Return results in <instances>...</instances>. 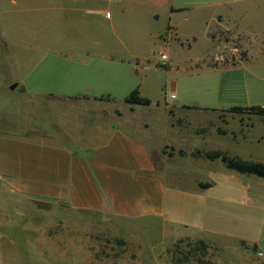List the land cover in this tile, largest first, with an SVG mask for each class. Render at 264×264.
<instances>
[{"label":"crops","instance_id":"0c3cea01","mask_svg":"<svg viewBox=\"0 0 264 264\" xmlns=\"http://www.w3.org/2000/svg\"><path fill=\"white\" fill-rule=\"evenodd\" d=\"M188 25L196 28L188 32ZM201 37L216 53L238 41L248 56L264 54V0H0V91L7 89L3 80L8 74L11 78L26 72L15 68L14 56L27 58L35 51L42 60L29 71L36 72L37 86L47 90L31 88V99L45 113L36 128L27 120L22 126L13 100L0 98L5 219L32 221L36 232L44 234L59 232L61 217L72 214L74 264H93L94 259L125 264L124 257L100 252L113 242L93 240L91 226L93 217L118 225L128 221L147 227L153 237L162 234L159 241L136 242L142 252L130 262L162 264L163 252L188 237L179 232L189 229V216L198 214L189 202L202 192L196 186L190 194L187 187L171 182L203 180L207 173L204 162L192 156L197 146L170 145L167 130L187 131L193 144L195 136L183 122L189 112L229 109L166 103L167 120L158 129L140 113L152 101L141 106L125 99L135 89L144 96L140 74L149 66L148 46L181 45L183 39ZM13 80L10 90L14 84L15 90L28 88L18 76ZM119 83L129 84L127 95L114 94ZM180 110L187 113L180 116ZM232 120L241 128L242 118ZM221 150L215 145L210 149ZM173 162H182L184 168L172 169ZM145 254L149 257H141ZM36 264L52 262L41 258Z\"/></svg>","mask_w":264,"mask_h":264},{"label":"rangeland","instance_id":"374dc122","mask_svg":"<svg viewBox=\"0 0 264 264\" xmlns=\"http://www.w3.org/2000/svg\"><path fill=\"white\" fill-rule=\"evenodd\" d=\"M195 28L194 25H188L187 31L191 32ZM223 38L229 39L227 36ZM181 43L174 42L170 46L156 43L146 48L149 66L140 74V78L144 82L143 97L151 100L153 105L148 110L140 111L144 120L149 119L151 124L160 129L167 120L164 113L166 103L223 109L264 107V54L255 52L248 56L238 41L233 45L230 43V47L218 53L206 38L201 37L198 41L187 38ZM234 49H238V52ZM162 54L168 56L167 64L172 62L171 67H164ZM217 57L224 60L216 62ZM13 59L16 61L15 68H23L26 72L13 73L11 78L8 74V79L3 80L7 89L0 91V98L13 100L12 105L19 111L22 126L26 125L27 120L28 124L36 128L37 123L45 118V113L31 99V88L37 92L47 90L37 86L34 82L36 72L30 73L29 70L36 68L42 58L35 51L27 58L14 56ZM16 76L28 87L23 93L20 88L10 90V83L15 81L13 78ZM121 85L118 84L117 92L112 90L118 97L126 94L130 87L129 84ZM157 102L161 106H156ZM178 113L184 116L187 112L180 110ZM232 118H242L241 128L236 127ZM183 122L187 124L190 136H195V142H190L187 131L169 129L168 134L166 130L164 133L170 145L185 149L194 145L197 146L196 151L200 152H208L215 145L229 156L264 163L263 116H234L227 111L218 114L189 112ZM199 159V162H204L207 172L203 180H168L173 185L187 187L190 194H195L192 191H195L196 186L202 192L189 202L190 207L198 209V214L189 216V229L179 232L188 237L163 252L161 257L166 260H162V264H244L250 259L263 262L264 179L227 169L219 160L212 163L204 158ZM183 162L189 163L187 159ZM207 164H212L213 168ZM170 167L174 170L184 168L182 162H173ZM2 183L0 181V194L4 193ZM205 184H211L212 187L203 188ZM4 207L0 200V264H36L41 258L49 259L52 264H74L72 241L76 234L69 228L72 226V214L61 217L59 232L48 231L43 234L36 232L32 221L23 224L21 217H14L15 221L9 223L5 219ZM91 227L93 240L113 242L111 248L100 252L108 258L124 257L125 264H132L130 259L142 252L135 245L136 242L162 240L161 233V236L157 233L153 237L146 231L147 227L128 221L118 225L114 220L93 217ZM201 238L207 245L206 255L198 242ZM259 252H262L263 257L258 256ZM141 257L149 256L145 254ZM107 263L110 264L93 261V264Z\"/></svg>","mask_w":264,"mask_h":264},{"label":"trees","instance_id":"16d2710c","mask_svg":"<svg viewBox=\"0 0 264 264\" xmlns=\"http://www.w3.org/2000/svg\"><path fill=\"white\" fill-rule=\"evenodd\" d=\"M125 102L128 104H134V105H141V106H150L151 100L147 98H143L140 96V92L138 89H135L126 99ZM230 113L234 114H255L259 116L264 117V107H233L228 110ZM167 154V151H165ZM182 155L184 152H180ZM169 156H173V154H169ZM192 156L194 158H204L208 161H221L227 169H230L232 171H236L239 174L242 175H251L256 176L258 178L264 179V163L261 162H254V161H246L239 157H232L229 156L226 153H223L221 151H208V152H200L196 151L192 153ZM203 188H211V184H205L202 186ZM201 247L203 248L204 254H207V245L205 241L199 240L198 241Z\"/></svg>","mask_w":264,"mask_h":264},{"label":"built area","instance_id":"2783aa9c","mask_svg":"<svg viewBox=\"0 0 264 264\" xmlns=\"http://www.w3.org/2000/svg\"><path fill=\"white\" fill-rule=\"evenodd\" d=\"M234 51H235V52H238V49H234ZM215 60H216V62H218V61H223L224 58H222V57H217ZM161 61L164 63V66H166V65H167V62H168V56H167L166 54H162V55H161ZM172 98H174V96H173ZM258 256H259V257H263L262 252H259V253H258Z\"/></svg>","mask_w":264,"mask_h":264},{"label":"water","instance_id":"95a60500","mask_svg":"<svg viewBox=\"0 0 264 264\" xmlns=\"http://www.w3.org/2000/svg\"><path fill=\"white\" fill-rule=\"evenodd\" d=\"M18 87V84H14L12 87H11V90H15L16 88ZM20 91H24L23 88L20 89Z\"/></svg>","mask_w":264,"mask_h":264}]
</instances>
